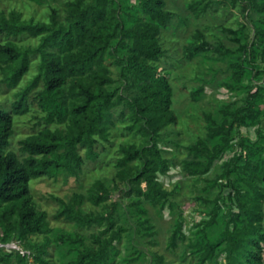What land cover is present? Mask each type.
<instances>
[{
    "label": "trees",
    "instance_id": "1",
    "mask_svg": "<svg viewBox=\"0 0 264 264\" xmlns=\"http://www.w3.org/2000/svg\"><path fill=\"white\" fill-rule=\"evenodd\" d=\"M241 1L253 19V35L242 55L231 63L236 84L248 73V55L264 58V0ZM209 5L210 0H192L190 8L201 15ZM139 11L145 15H138ZM174 16L166 0H139V7L126 0H75L62 19L53 10L49 22L26 20L15 11L0 15V38L24 32L41 35L37 47H23L12 39L0 42V68L10 85H18L29 70L32 53L40 56L37 74L11 109L0 104V243L17 241L21 247L0 246L1 264H120L140 257L142 264H166L164 255L124 241L127 226L120 201H111L113 189L104 181L99 180L88 194L75 191L68 201L59 198L60 208L54 216L75 223L78 229L73 231L51 227L48 212L33 204L30 181L39 176L57 177L61 168L79 176L87 159L98 158V145L109 140L115 113L125 116L129 111L135 118L130 128H136L140 120L138 129L149 137L141 146L122 149L113 188L135 209L139 232L151 238L156 235L146 202L164 209L168 202L175 204L172 196L176 193L159 179L172 161L163 155L158 142L161 130L177 120L173 87L158 64L166 52L161 34ZM186 51L189 58L204 52H231L201 31ZM108 54L120 65L122 87L115 85L105 63ZM38 86L35 99L46 112V120L70 126L66 130L43 128L28 135L20 140V153L6 150L15 132L14 113L29 108L30 94ZM203 91L201 86L193 95L198 97ZM262 103L264 87L260 85L248 91L242 105L225 104L220 117L206 112V138L186 146L187 157L180 161L183 173L200 177L205 191L219 186L227 192L199 197L207 203L201 212L208 217L192 223L194 235L185 230L184 212L178 216L170 244L176 248L190 239L185 252L195 264H264V128H257L256 139L236 131L239 126L261 123ZM227 152L233 153L222 161L221 172L210 177L216 161ZM87 200L101 210L85 211ZM216 225L218 234L212 235ZM35 233L44 234L43 239L28 240Z\"/></svg>",
    "mask_w": 264,
    "mask_h": 264
},
{
    "label": "rangeland",
    "instance_id": "2",
    "mask_svg": "<svg viewBox=\"0 0 264 264\" xmlns=\"http://www.w3.org/2000/svg\"><path fill=\"white\" fill-rule=\"evenodd\" d=\"M72 1L75 0H0V15H9L15 11L26 20L49 22L53 10H56L62 19ZM126 2L131 6L139 7V0H126ZM166 2L167 7L175 12V16L162 31L161 42L166 52L158 64L164 68L173 87L172 108L177 120L160 132L159 146L163 150V155L172 162L170 169L161 174L159 179L165 187L175 189L176 193L172 196L175 204L172 206L168 202L164 209L155 208L146 202L150 215L154 219L156 235L151 238L139 232L135 209L129 207L128 198L120 197L119 191L113 188L119 170L117 159L122 155V149L132 144L141 146L149 137L138 129L140 120L135 122L136 128H130L135 118L129 111L125 116L118 112L115 113V124L111 128L109 140L102 141L98 145L97 149L100 152L98 158L96 160L87 159L79 176L72 175L61 168L57 177L39 176L31 179L30 186L33 204L38 209L48 212L51 227L55 231H73L78 229L75 223L57 219L54 216L60 208L59 198L68 201L75 191L88 194L96 188L97 182L102 180L113 189L111 201L114 199L120 201L122 221L127 226L124 241H134L146 252L156 251L164 255L166 264H195L192 256H187L185 252L186 244L190 239L183 243L180 242L176 248L171 246L170 237L174 225L179 214L184 212L187 220L185 230L187 234L194 235L191 229L192 223L208 217L207 212H201L207 209V203L199 197L212 198L220 192H224V195L227 192L219 186H213L210 191H205L203 189L205 182L200 177L185 175L180 161L187 157V145L196 142L199 138H206L207 122L204 116L206 112H212L216 117H220V110L225 104L233 103L235 106H240L245 102L249 90H255L260 85L264 87V58L259 55L253 59L248 55L245 60L248 67L246 77L241 84L234 82L231 63L242 55L243 46L247 41H251L253 35V19L248 18V11L241 0H210L208 10L201 15L191 10L192 0H166ZM138 15L144 16L145 14L139 11ZM253 18L256 19L255 16ZM199 31L203 32L208 40L222 45L224 49H230L231 52L227 55L204 52L189 58L186 46L196 40ZM7 39H12L23 47H37L41 35L30 32L10 38L3 35L0 42H5ZM243 58H245L244 55ZM39 63L40 56L32 53L29 70L18 85L8 84L4 79L5 73L0 68V104L11 109L13 101L19 99L22 89L37 74ZM105 63L110 67L111 74L116 79L115 85H121L123 81L120 78V65L115 57L110 54L106 55ZM257 70L263 73L256 74ZM201 86L204 87V91L195 97L193 92ZM39 89L40 86L31 92L27 110L14 113L15 132L6 150L20 153V140L43 128L63 130L69 128L70 125L67 122L46 120V112L41 109L35 99V94ZM259 127L264 128V117L260 124L239 126L236 131L240 135L256 139ZM82 153L85 155V148L82 149ZM232 153L227 152L222 160L216 161L209 174L210 177L221 172L222 161L227 160ZM261 200L264 201V198ZM83 208L88 212L101 210V206L93 204L90 200L85 201ZM194 209H199L200 212ZM81 231L86 232L85 229ZM218 231L219 226L216 225L211 234L217 235ZM1 236L2 229L0 228V239ZM43 237L44 234L35 233L30 235L28 240L36 242L41 241ZM150 239H154L155 243L150 242ZM4 250L8 248L5 247ZM142 262L140 257L120 264H142Z\"/></svg>",
    "mask_w": 264,
    "mask_h": 264
},
{
    "label": "built area",
    "instance_id": "3",
    "mask_svg": "<svg viewBox=\"0 0 264 264\" xmlns=\"http://www.w3.org/2000/svg\"><path fill=\"white\" fill-rule=\"evenodd\" d=\"M0 245H1V246H6V247H8V248H17V249H20V248H21V247H20L17 243H15V242H13V243H7V244L0 243Z\"/></svg>",
    "mask_w": 264,
    "mask_h": 264
}]
</instances>
